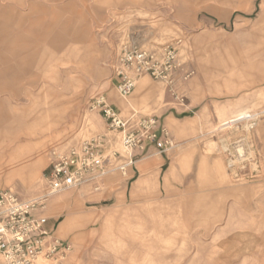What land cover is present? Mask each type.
<instances>
[{
    "label": "rangeland",
    "instance_id": "374dc122",
    "mask_svg": "<svg viewBox=\"0 0 264 264\" xmlns=\"http://www.w3.org/2000/svg\"><path fill=\"white\" fill-rule=\"evenodd\" d=\"M261 2L0 0V190L41 195L51 146L100 135L106 150L125 154L121 133L90 109L98 91L123 116L160 117L175 142L111 170L101 190L86 184L52 196L44 214L70 248L39 264H264ZM127 32L146 46L181 38L194 74L174 85L140 75L124 99L110 75ZM246 110L257 116L218 128ZM31 181L37 191L24 195ZM71 216L83 219L61 228Z\"/></svg>",
    "mask_w": 264,
    "mask_h": 264
},
{
    "label": "built area",
    "instance_id": "2783aa9c",
    "mask_svg": "<svg viewBox=\"0 0 264 264\" xmlns=\"http://www.w3.org/2000/svg\"><path fill=\"white\" fill-rule=\"evenodd\" d=\"M182 43L181 38H175L146 46L138 42L134 33L127 32L112 62L110 87L127 99L135 91L140 75L169 85L179 78L188 79L194 70L186 68L181 60ZM90 109L98 110L109 128L121 133L125 154L106 150L100 135L64 148L51 146L46 151L49 162L44 170L46 188L41 195L22 198L12 190H0V264H36L41 258L64 254L70 245L55 234L43 211L52 196L86 184L101 190L111 170L124 172L148 157L152 149L163 154L175 144L171 130L160 117L140 115L135 109L123 116L106 90L91 98ZM118 157L123 158V163L114 166Z\"/></svg>",
    "mask_w": 264,
    "mask_h": 264
},
{
    "label": "crops",
    "instance_id": "0c3cea01",
    "mask_svg": "<svg viewBox=\"0 0 264 264\" xmlns=\"http://www.w3.org/2000/svg\"><path fill=\"white\" fill-rule=\"evenodd\" d=\"M260 7H261V13H264V0H262V2L260 3ZM144 88H145V84H141L140 86H139V90H144ZM111 89L112 90H114L112 87H111ZM46 112V111H45ZM45 112H41L40 114H37V115H35L34 116V126L35 127H38V126H40L41 124V121H40V118L43 116V114L45 113ZM255 113H252L251 111H249V110H246V111H242V112H239V113H237L236 115H233V116H229V117H225V118H223L221 121H220V124L218 125V128H220V127H223V128H227V127H229V126H231V124H233V122H235V121H237V120H241V119H243L244 117H246L247 115H254ZM248 125V124H247ZM225 126V127H224ZM30 127V126H29ZM32 129H34L33 128V126L31 127ZM20 136H21V134H20ZM1 145V144H0ZM34 147L36 148L37 147V144L35 143V145H34ZM23 149L24 148H20V151H22L23 152ZM21 152V153H22ZM23 154V153H22ZM21 154V155H22ZM36 166V165H35ZM29 173H30V175H33V173H35V167H34V169H31L30 171H29ZM37 188H38V186H37V184H35V182L34 181H31L30 183H28L27 185H25L24 187H22L21 189H20V191L24 194V195H31V194H33V193H35L36 191H37ZM76 219H78V220H80V219H83V217H79V218H75V217H73V216H71V217H67V218H65L62 222H61V228H63V229H71L72 228V226H73V223H74V221L76 220ZM49 226H51L52 227V225H50V222H49ZM37 264H39V262L37 263Z\"/></svg>",
    "mask_w": 264,
    "mask_h": 264
},
{
    "label": "bare ground",
    "instance_id": "6f19581e",
    "mask_svg": "<svg viewBox=\"0 0 264 264\" xmlns=\"http://www.w3.org/2000/svg\"><path fill=\"white\" fill-rule=\"evenodd\" d=\"M257 116V114H254V115H247L246 117H244L243 119H246L247 121L248 120H250L251 118H254V117H256ZM248 125H249V127H254V125H256V123L255 122H253V123H248ZM238 146H237V148H238V152H239V154H240V156L243 158V157H245L246 156V150H245V148L244 147H242V145L240 144V143H238L237 144ZM234 164V162H233V160L232 159H230V161H229V165L231 166V165H233ZM42 259H44V258H41V259H39L38 261H37V263L39 262V261H41ZM36 263V264H37Z\"/></svg>",
    "mask_w": 264,
    "mask_h": 264
}]
</instances>
